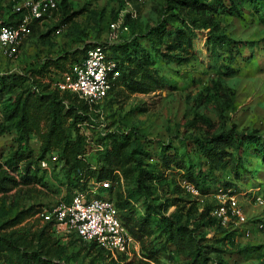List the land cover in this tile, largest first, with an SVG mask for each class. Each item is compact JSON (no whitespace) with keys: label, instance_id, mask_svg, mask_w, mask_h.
Wrapping results in <instances>:
<instances>
[{"label":"rangeland","instance_id":"374dc122","mask_svg":"<svg viewBox=\"0 0 264 264\" xmlns=\"http://www.w3.org/2000/svg\"><path fill=\"white\" fill-rule=\"evenodd\" d=\"M224 3L229 5L228 0ZM66 4L65 14L58 9L34 25L15 59L0 57V75L31 76L30 71L48 61L52 63L34 75V81L52 87L63 73L53 64L57 58L86 45L135 38L143 47L139 55L145 59V76L137 68L132 73L136 81H141L140 77L145 79L143 87L136 91L128 88L119 82L120 73L111 81L101 103L103 121L83 127L90 143L86 159L95 166L96 143L101 133L110 132L107 145L118 147L122 159L113 180L117 195L122 201H129L128 208L135 219L143 217L148 204L162 203L163 214L172 217L174 240L151 222L149 234L138 241V254L115 261L73 235L50 229L48 236L66 245L64 256L73 264H264V231L259 228L260 223L264 224V203H256L252 198L255 195L264 200V154L255 148L239 156L232 152L235 156L231 160L216 167L202 157L194 141L204 135L205 120L217 133L233 124L238 131L264 133V3L244 0L238 13L217 9L214 31L225 35L221 39L212 38V28H203L201 21H188L195 11L181 13L179 18L171 16L170 13H177L173 7L178 3L174 1L168 6L167 0H133L136 17L129 15L128 31L115 39L110 22L123 8L121 0H66ZM11 15L7 0H0V21L10 19ZM180 18L192 30L185 59L170 56L172 35L165 32L161 39L156 35V27L163 20L172 28L183 27ZM148 34L154 40L152 44ZM132 66L125 61L121 69L129 73ZM19 97L18 90H0V165L1 169H9L6 163L12 162L15 171L9 172L16 180L15 185L0 190L2 231L11 229V219L26 209L29 212L20 225L32 231L42 227L45 222L40 213L67 198L74 181L59 161L49 162L47 168L33 162L40 153L35 135L29 139V160L19 165L11 161L19 148L16 118L12 117ZM136 136L139 139L134 141ZM129 151L141 156L143 167L154 175L146 182L150 185L148 193L130 195L137 171L132 160L124 156ZM188 175L197 184H187ZM220 190L235 195L247 223L208 222L205 214L217 205ZM92 196L106 197L99 191ZM0 264L13 263L7 254H2Z\"/></svg>","mask_w":264,"mask_h":264},{"label":"trees","instance_id":"16d2710c","mask_svg":"<svg viewBox=\"0 0 264 264\" xmlns=\"http://www.w3.org/2000/svg\"><path fill=\"white\" fill-rule=\"evenodd\" d=\"M172 1L178 3V5L173 7L176 8L177 13H170L171 16L179 18L181 13L189 14L195 11L194 15L188 16V21L192 24H195L196 21H201L203 28H212L210 35L212 38L221 39L226 37L218 31H214L217 28L214 20L215 12L217 9H224L231 13H238V8L244 0H228L229 5L224 3L225 0H215V3H205L202 0H167L168 6ZM248 1L264 3V0ZM7 4L11 8L8 0ZM66 5V0H61L52 13L54 14L58 9H61V13L65 14ZM74 15L75 13L70 14L67 19H71ZM129 17V14H127L125 21L127 25L130 20ZM14 18L15 14L12 13L10 19L0 21V24L14 23ZM179 20L185 24L183 27L172 28L170 23L163 20L156 27V35L158 39H161L165 32L172 35V43L168 46L169 51H171L170 56L177 59H185L183 55H186L188 48L191 47L192 30L186 24L185 19L180 18ZM37 23L39 21H34L31 24V31ZM170 28H172L171 32L168 31ZM147 37L152 44L153 38L150 37V34ZM134 39L86 45L82 50H74L57 58L53 64L61 71H67L72 65L84 59L89 47L100 44L108 51L109 57L116 61L117 70L120 73L119 82L136 91L137 88L143 87L145 79L140 77L141 81H136L132 69L137 68L145 76V72H142L145 59L139 55L140 51H143V47ZM127 48L130 49V52ZM125 61L133 63L129 73L121 69ZM51 63L44 61L35 70L30 71L31 76L27 73H6L0 75V90L8 92L18 90L20 92L19 100L16 103L17 107L12 113V117L16 118L15 127L18 132L19 148L14 153L11 161L13 160L16 165H19L20 162L29 160L31 156L29 139L32 135H35L40 142V153L33 162L38 161L40 165V161L48 154L56 153L58 161L62 163V167L65 169L66 175L71 178V181L72 179L74 180L72 181L71 191L68 197L64 198L65 200L69 199L73 190L86 188L88 181L92 178L109 179L111 180V186L107 189L101 188L99 192L114 201L116 207L120 210L123 224L137 241L143 240L145 235L149 234L151 222L161 226L170 235L169 238L174 240L172 235V217L163 214L162 203L148 204L143 217L135 219L134 212L128 208L130 206L129 201L124 202L121 200L120 195H117L113 187V180L116 177L115 169L121 166L122 159L118 147L112 145L109 148L110 145H107L110 132L108 134L101 133L100 140L98 139L97 143L95 142L97 145L101 144L102 147V149L96 150L95 166L93 167L87 161L86 155L90 149V143L82 125L86 124L88 126L95 123L88 115V105L75 94L67 91L61 92L57 88L51 87L48 83L34 81V75L45 71ZM204 123L206 124L204 135L201 138L194 139V141L202 157L211 166L218 167L231 160L235 156L232 152L239 156L250 148H255L264 154V133L238 131L234 124L229 129L217 133L211 130V124L208 120H205ZM138 139L139 137L136 136L134 141ZM124 156L132 160L133 166L137 171L135 188L130 192V195L150 192V185L146 184V182L152 180L154 175L143 167L142 157L135 155L134 151L126 152ZM6 164L9 166L10 171H15L12 162H7ZM28 164L30 163L28 162ZM165 164H169L168 160H165ZM9 169H1L0 165V190L16 184L15 177L9 172ZM185 182L189 185L197 184L196 179L190 175L187 176V181ZM215 206L205 214L209 217L208 222L218 221L211 214ZM28 212L29 209L17 212L10 221L11 229L8 231L0 230V256L7 254L13 264H73V262L69 261V258L64 256L66 245L61 243L59 239L55 240L48 236V231L52 229V222H45L42 227L35 231L20 225L26 219ZM156 217L158 219H155ZM187 231L190 232V230ZM228 234L231 235V233ZM77 240L91 248H99L93 242L86 243L79 238ZM99 249L102 250L101 248ZM102 251L105 253L104 250ZM149 259L151 258L149 257Z\"/></svg>","mask_w":264,"mask_h":264},{"label":"built area","instance_id":"2783aa9c","mask_svg":"<svg viewBox=\"0 0 264 264\" xmlns=\"http://www.w3.org/2000/svg\"><path fill=\"white\" fill-rule=\"evenodd\" d=\"M121 1L123 8L110 23L114 39L128 31L125 14L136 17L131 4L133 0ZM8 3L15 14V20L14 23L0 24V57L12 60L18 56L25 40L30 37L31 24L51 15L58 3L57 0H8ZM118 75L116 61L109 57L104 46L98 44L89 47L84 59L64 71L52 87L77 95L88 105L90 119L102 122L104 117L101 103L110 89L111 81ZM97 149L102 147L98 145ZM52 154L40 161L42 167L47 168L49 162L58 161L57 154ZM88 183L87 188L73 190L69 199H61L41 212V219L52 222V230L56 232L74 235L86 243H95L111 260L119 261L124 257H132L133 253L138 254L139 242L123 224L120 210L114 201L108 196H92L98 189L109 188L111 180L92 178ZM230 192L219 191L216 195L218 203L211 214L222 224L247 223L235 195ZM252 198L256 203H264L259 196L254 195ZM259 228L264 231V224L260 223Z\"/></svg>","mask_w":264,"mask_h":264}]
</instances>
